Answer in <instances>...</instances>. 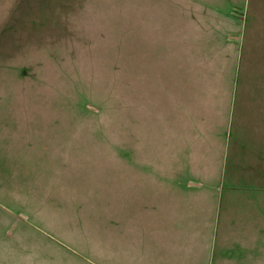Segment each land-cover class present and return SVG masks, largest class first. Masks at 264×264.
Here are the masks:
<instances>
[{"label":"rangeland","instance_id":"rangeland-1","mask_svg":"<svg viewBox=\"0 0 264 264\" xmlns=\"http://www.w3.org/2000/svg\"><path fill=\"white\" fill-rule=\"evenodd\" d=\"M195 1L0 0V154L14 157L16 167L23 154H72L71 169L127 166L99 156L120 154L131 162L133 118L152 120L153 94L156 107L166 95L187 123L172 132L191 135L195 115L207 119L229 66L222 48L231 43L240 51L242 102L264 104V0H249L243 13L204 16L190 13ZM199 17L201 44L193 34ZM39 159L33 156L23 170L46 164V156ZM12 169L4 181L12 183ZM54 178L45 175L41 195L63 203L57 215L65 221L81 216L86 210L73 208L81 199L73 181ZM0 212V222L18 227L19 213ZM119 238L128 244L131 230H120Z\"/></svg>","mask_w":264,"mask_h":264},{"label":"crops","instance_id":"crops-1","mask_svg":"<svg viewBox=\"0 0 264 264\" xmlns=\"http://www.w3.org/2000/svg\"><path fill=\"white\" fill-rule=\"evenodd\" d=\"M248 1L197 0L190 13H243ZM197 20L199 44L206 34ZM225 47L229 66L207 119L196 114L191 135L172 132L187 123L166 95L156 107L153 94L152 120L133 118L131 162L120 154L99 156L127 166L71 169L72 154H23L16 167L14 157L0 154V208L20 214L12 230L9 219L0 222V264H264V104L242 102L240 51L233 43ZM33 156H46V164L24 171ZM8 167L12 183L3 180ZM45 175L72 180L81 198L73 208L86 211L71 221L57 215L63 203L41 195ZM120 230H131V242L118 240Z\"/></svg>","mask_w":264,"mask_h":264}]
</instances>
